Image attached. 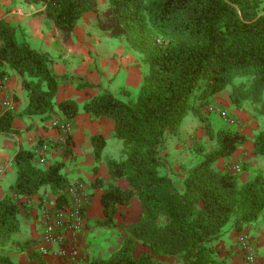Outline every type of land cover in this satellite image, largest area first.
Returning <instances> with one entry per match:
<instances>
[{"label": "trees", "instance_id": "16d2710c", "mask_svg": "<svg viewBox=\"0 0 264 264\" xmlns=\"http://www.w3.org/2000/svg\"><path fill=\"white\" fill-rule=\"evenodd\" d=\"M264 0H107L99 11L96 0H47L40 15L52 19L63 40H68L84 13L96 14L97 28L123 39L143 56L148 72L136 100L123 102L107 90L83 104L96 119L114 122L113 138L121 141L118 158L105 166L108 181L101 188L102 219L96 224L116 226L120 206L136 199L140 218L124 228L122 244L106 258L92 257L84 264H164L156 257H174L181 264H225L216 257L215 243L227 226L237 231L256 222L264 211V173L240 184L229 170L215 163L231 156L246 136L237 129L214 130L205 115L213 98L228 86L231 106L253 108L264 116ZM42 53L17 41L13 27L0 21V80L10 71L22 78L29 103L28 116H44L58 108L71 122L79 106L73 100L55 103L63 78ZM235 80H240L234 84ZM86 86H91L87 84ZM196 117L205 134L215 140L211 151L197 147L198 161L187 169L179 186L161 152L166 138L176 136L182 121ZM10 112L0 116V133L12 132ZM44 141L38 142L40 147ZM95 162L101 160L106 141L91 137ZM253 154L264 157V129L253 139ZM164 154V153H163ZM36 153L19 149L14 157L15 180L9 195L0 200V246L13 243L19 230L20 198H31L43 188L56 196V207L67 203L69 185L64 164L46 168ZM119 182H123L121 186ZM235 214L238 218L232 223ZM147 247L136 255L137 244ZM35 240L15 243L28 251L30 261L46 264L31 248ZM0 264H17L0 252Z\"/></svg>", "mask_w": 264, "mask_h": 264}, {"label": "crops", "instance_id": "0c3cea01", "mask_svg": "<svg viewBox=\"0 0 264 264\" xmlns=\"http://www.w3.org/2000/svg\"><path fill=\"white\" fill-rule=\"evenodd\" d=\"M46 1L0 0V21L8 23L15 29L19 43L26 44L50 58L53 72L63 78L55 96V103L73 100L78 104L79 111L69 122L70 142L68 148L63 150L57 143L59 131L52 126L55 121H64L58 108L41 117L28 116L25 114V109L29 99L22 86L21 76L10 71L6 79L0 80V116L10 112L13 117L11 126L13 131L0 133V200L9 195V186L15 180L13 162L18 150L35 152L34 162L39 167L46 168L53 163L62 162L63 173L69 183L81 180L86 184L91 194V203L86 211L83 228L85 229L88 225H93L96 219L103 217L101 205L103 190L93 188L92 183L96 179L109 180L105 166L107 157L102 153L100 162H95L91 137L101 135L104 138L106 146L103 151L113 145L115 139L112 120L96 119L84 112L82 107L100 90H109L112 93V83L118 78L123 83V88L119 87L120 89L129 90L139 87L140 57L139 53L129 48L122 39L113 38L108 32L99 30L96 14L93 12L84 13L74 26L72 36L68 40H63L53 20L40 15L46 7ZM96 2L99 11L107 8V0H96ZM87 84L91 86H86ZM220 94L213 98L212 104L215 101L219 102ZM228 100L226 98L222 103L227 108H229ZM6 103H10V106L7 107ZM233 114L239 115L237 111ZM195 128H197L196 119L187 116L180 125L178 135L185 138L187 133L190 134ZM178 135L173 137L179 138ZM170 137L167 139L171 142ZM39 141L53 143L44 155L46 160L43 164L38 160ZM250 144L249 147H245L246 143L239 145L236 151L227 157L226 162H232L235 165L241 162L240 167L243 169L237 177L240 184L252 180L257 172L264 173V162L261 157L260 159L255 157L252 142ZM178 145H182L181 140H175L174 147L182 152L183 147ZM119 184L122 185L123 182ZM55 199L56 196L48 188L41 189L31 198L21 197L18 214L19 230L13 235V243L0 246V252L9 255L17 264H37L29 260L28 251H19L15 243L35 240L36 244L31 250L36 251L43 230V210L46 207H55ZM260 216L264 219V211ZM243 235L247 237L253 249L255 264H264V222L259 218L256 222L244 227L242 231H237L231 225L227 226L223 235L215 243L217 259L225 264H246L244 252L239 244V238ZM80 246L84 251L82 238ZM40 256L46 264H60L54 254Z\"/></svg>", "mask_w": 264, "mask_h": 264}, {"label": "rangeland", "instance_id": "374dc122", "mask_svg": "<svg viewBox=\"0 0 264 264\" xmlns=\"http://www.w3.org/2000/svg\"><path fill=\"white\" fill-rule=\"evenodd\" d=\"M261 12H264V1L262 4ZM123 42L127 45V43L124 40ZM139 57H140V66H141L140 78L142 82L143 77L148 72V66L143 56L139 54ZM239 82L240 80H235L234 84H238ZM122 84L123 83L120 78L116 79L112 83V87H113L112 94L123 102H128L129 100H133V101L136 100L139 94V87L130 88L129 90L120 89L123 88ZM230 88L231 87L228 86L226 90L220 94L221 98L219 102L215 101L214 104L211 103L208 105V107L205 110V115L209 119L210 125L214 130L221 128H229V129H237L238 131L242 132L246 136L245 147L247 146L249 147L251 145L250 142L253 143V139L256 136V134L260 130L264 129V116L256 115L253 108L248 105L241 109L234 108L233 106H231L230 102L228 103L229 108H227L226 105H223L222 104L223 100H226V98H228V91L230 90ZM234 111H237L239 115L235 116L233 114ZM222 113L225 114L227 119L233 121V123H235V126L225 121L223 119V116H221ZM189 116L194 117L191 114ZM194 119H196L197 121V128L193 129V132H191L190 134L188 132L185 138H182V136L178 135V133L177 135L179 136V138H174L176 137L174 135H170L172 137L168 136L172 138V141L171 142L168 141L169 139H167L168 138L167 137L166 141L168 142L165 144L164 149L161 152V155L164 156V158L166 157L169 166L172 169V178L176 186H179L181 180L185 177L187 169L193 166L198 161L199 159L198 155L200 152H198L197 147L198 148L203 147L207 151H211L216 147L215 140L210 139L205 134L204 129L202 128L203 123H201L196 117H194ZM175 140L176 141L181 140L182 145H178V146L183 147L182 152H179V150L174 147ZM113 143H114L113 145L107 147V149L103 151V155L107 157L106 160H108L109 158H118L120 150L122 149L121 141L115 139ZM255 157L260 159L259 156H255ZM261 159L264 162V157H261ZM226 161H228L227 158L219 159L215 163V167L220 171L227 169L232 174H235L238 177V174L242 171L243 168L240 167L241 168L240 172H235L233 168L235 164ZM237 165L241 166V162L240 164L238 163ZM122 185H124V183ZM238 215L239 214H235V216H233L231 220L232 223L238 218ZM140 216H141L140 205L136 199H133L131 200L129 205L119 207V211L114 218L116 226L108 227V226L98 225L96 224V221L98 219L95 220V223L93 225L91 226L88 225L85 229L82 230L80 235V239L82 238L83 248H85L84 251L86 252H84L81 248L82 253L79 260L77 261V264H84L92 257L106 258L107 256H109L122 244L123 238L126 235V233L124 232V228L129 224L136 222L140 218ZM262 217L263 216H260L259 219L264 222V219H262ZM84 231L85 234L83 235ZM147 250H148L147 247L138 243L136 255H138L142 251H147ZM156 258H158L164 264H181L174 257H156ZM60 264L62 263L60 262Z\"/></svg>", "mask_w": 264, "mask_h": 264}, {"label": "built area", "instance_id": "2783aa9c", "mask_svg": "<svg viewBox=\"0 0 264 264\" xmlns=\"http://www.w3.org/2000/svg\"><path fill=\"white\" fill-rule=\"evenodd\" d=\"M9 107L10 103H6ZM223 119L234 125L222 113ZM52 126L59 131L57 143L66 150L70 142V123L55 121ZM53 146L51 141L39 147V163L45 162V154ZM235 172H240V165H234ZM67 203L62 207H46L42 213L43 230L37 243L36 251L40 255L54 254L62 264H77L81 256L80 235L85 227L86 211L91 203V194L86 184L77 180L69 183L65 189ZM239 244L244 252L246 264H255V255L247 237L241 236ZM54 249V250H53Z\"/></svg>", "mask_w": 264, "mask_h": 264}]
</instances>
